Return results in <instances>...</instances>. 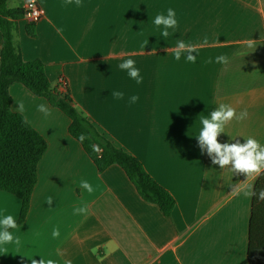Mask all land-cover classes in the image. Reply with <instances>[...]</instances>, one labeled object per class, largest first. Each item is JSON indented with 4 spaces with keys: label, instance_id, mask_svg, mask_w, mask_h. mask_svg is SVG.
Returning a JSON list of instances; mask_svg holds the SVG:
<instances>
[{
    "label": "crops",
    "instance_id": "obj_1",
    "mask_svg": "<svg viewBox=\"0 0 264 264\" xmlns=\"http://www.w3.org/2000/svg\"><path fill=\"white\" fill-rule=\"evenodd\" d=\"M35 1L41 17L34 33L27 34L26 17L16 22L22 60L41 61L51 86L66 87L72 104L115 147L136 157L175 205L165 217L140 198L120 167L98 172L68 133L69 119L13 83L11 110L45 140L46 150L27 215L10 229L20 243L4 246L0 264H248L257 176L244 179L213 165L196 136L201 118L223 103L248 115L226 125L219 142L254 138L264 146V0H81V7L75 0ZM24 6L25 0L8 2L10 9ZM169 8L178 23L165 39L154 19ZM177 41L196 47L195 63L186 53L174 58ZM220 55L227 64L215 62ZM127 59L136 62L141 83L119 68ZM40 104L51 115L38 111ZM81 180L94 191L82 189ZM84 206L86 214L74 211ZM20 207L17 197L0 191V218L17 220Z\"/></svg>",
    "mask_w": 264,
    "mask_h": 264
},
{
    "label": "trees",
    "instance_id": "obj_2",
    "mask_svg": "<svg viewBox=\"0 0 264 264\" xmlns=\"http://www.w3.org/2000/svg\"><path fill=\"white\" fill-rule=\"evenodd\" d=\"M8 2L0 0V191L14 195L21 202L17 226L27 215L36 184L37 164L46 150V142L22 115L11 110L8 89L13 83L44 98L69 119L68 133L81 145L98 172L117 165L144 202L157 206L165 217H170L175 205L173 197L150 177L139 160L115 147L99 133L72 104L66 87L59 92L51 86L41 61L22 60L14 42V32L16 22L25 17V11L10 9ZM26 32L34 33L33 23L26 25ZM81 134L86 137L83 142L78 139ZM94 144L102 149L99 156L92 150ZM262 188L264 173L257 176L252 193H258ZM246 254L248 264H264V201L254 195L251 196Z\"/></svg>",
    "mask_w": 264,
    "mask_h": 264
},
{
    "label": "clouds",
    "instance_id": "obj_3",
    "mask_svg": "<svg viewBox=\"0 0 264 264\" xmlns=\"http://www.w3.org/2000/svg\"><path fill=\"white\" fill-rule=\"evenodd\" d=\"M68 4H72L73 0H67ZM75 6L81 7V0H75ZM176 13L172 8L167 10V15L158 14L154 19V24L158 28H162L161 36L167 38L170 33L169 29H175L177 27ZM206 39V38H205ZM251 46V42L249 45ZM197 51L194 45L186 44L183 41H177V46L173 50L174 58L179 61L181 56L186 53V61L195 63ZM212 60H209L211 63ZM216 63L227 64L228 57L220 55L215 58ZM121 70L127 72L128 76L135 80L138 84L142 82L140 70L136 67V62L132 59H127L119 65ZM111 95L115 99H123L124 93L120 91H113ZM138 96L133 95L130 98L131 103H135L138 100ZM38 111L43 113L45 117L51 115L50 110L44 104L37 106ZM18 111H24V105L21 102L18 105ZM247 111H242L237 114L236 110L227 104H219V106L210 113V118H201L200 123L202 128L200 129L197 137V144L201 151V154H207L213 165H218L219 168H228L232 173L237 176H243L244 179H248L252 176H258L264 173V146H262L256 139L248 138L246 142L241 143L239 140L235 142L221 143L218 137L221 133H225V127L231 121H242L247 118ZM78 139L83 142L86 137L81 134ZM92 150L99 154L102 149L99 145H92ZM80 187L86 190L88 193L94 191L92 185L87 180H81ZM239 191V189H236ZM248 195L247 192L244 193ZM257 199L264 201V188L260 189L258 193H252ZM48 203H52V198H48ZM77 214H86L87 207H78L74 210ZM17 222L12 215H6L0 218V251H7L6 245L12 244L19 245L20 240L18 237H14L10 229H15ZM53 236H59L58 230H53ZM32 264H55V261L48 259L33 260Z\"/></svg>",
    "mask_w": 264,
    "mask_h": 264
},
{
    "label": "built area",
    "instance_id": "obj_4",
    "mask_svg": "<svg viewBox=\"0 0 264 264\" xmlns=\"http://www.w3.org/2000/svg\"><path fill=\"white\" fill-rule=\"evenodd\" d=\"M25 17L30 21V23H36L41 17V11L35 0H25ZM60 85L64 87V81L60 79Z\"/></svg>",
    "mask_w": 264,
    "mask_h": 264
}]
</instances>
